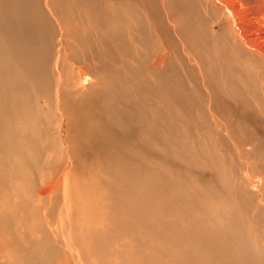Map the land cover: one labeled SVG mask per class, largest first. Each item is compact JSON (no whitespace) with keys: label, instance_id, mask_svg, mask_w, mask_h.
<instances>
[{"label":"bare ground","instance_id":"obj_1","mask_svg":"<svg viewBox=\"0 0 264 264\" xmlns=\"http://www.w3.org/2000/svg\"><path fill=\"white\" fill-rule=\"evenodd\" d=\"M237 171L264 190V0H0V264H85L74 230L107 264H264Z\"/></svg>","mask_w":264,"mask_h":264},{"label":"rangeland","instance_id":"obj_2","mask_svg":"<svg viewBox=\"0 0 264 264\" xmlns=\"http://www.w3.org/2000/svg\"><path fill=\"white\" fill-rule=\"evenodd\" d=\"M61 129H63V127L61 128ZM238 172V176H240L242 179H243V183H237V187L240 185H242L241 187H238V191H239V193H240V195L243 197V199H244V197H248L250 200H251V202L256 206V207H259V208H264V190L263 191H260V181H259V179H258V177H260V173L259 172H248V174H245L244 173V171H237ZM240 172V173H239ZM242 172V173H241ZM179 173V172H178ZM182 175H180V176H176V177H181ZM175 181H176V179H175ZM244 184H245V186H244ZM249 184H250V187H249ZM191 188H189V191H191V193H193V186H190ZM240 188V189H239ZM242 188V189H241ZM260 192L262 193V194H260ZM247 195H249V196H247ZM252 197H251V196ZM258 195H260V196H262V199L260 198V196H258ZM110 198H112V197H110ZM113 199H115V198H113ZM114 207H113V209H114V211L113 212H111V214H113L114 213V217L115 218H113V220H116L117 219V212H119L118 211V209H116L117 208V205H113ZM26 211H31V209H24V212L26 213ZM187 211V210H186ZM57 213V212H56ZM194 211H187V216H188V218H187V216H185L186 218L184 219V220H187L188 219V222L190 221V223L191 224H188V225H191V226H193V227H195V224H193V220H194ZM193 214V215H192ZM185 215H186V213H185ZM193 217H192V216ZM72 217H74V218H76L75 216H72ZM191 218V219H190ZM48 219L51 221V223L53 224V225H55L56 223H57V219L55 218V217H53V216H48ZM128 220H129V222H130V224L132 225V223H133V221L132 220H130L129 218H128ZM195 223V222H194ZM78 224H80V222H78ZM80 228L81 229H83L84 231H87L88 229H89V226L86 224V223H81L80 224ZM96 228H98L99 229V231L100 232H102V233H105L106 234V230L105 229H107V228H109V225L108 224H106V223H103V222H98V223H96V224H94V229H96ZM23 229H24V227H23ZM24 232H26L25 231V229H24ZM76 232V235L74 236V238H73V241L77 244V246H78V248H79V250H80V252H79V256H81V255H83V259H84V263L85 264H107L108 262V258H109V254H108V258H106V257H101L100 255H99V252H98V248H96L95 246H93L94 244H93V242L91 243L89 240H87L86 238H87V235L86 234H82L79 230H74V233ZM81 235H80V234ZM208 233H210V235H212V234H215V232L213 231V229L212 228H209V232ZM108 234H109V236H111V238H113V239H115V238H117V236H118V234H117V232H115V231H113L112 232V234H111V232L110 231H108ZM20 234H18V236H19ZM78 235V236H77ZM20 237V236H19ZM22 237L24 238V233H23V235H22ZM35 239H37L36 237H35ZM84 239V240H83ZM146 239L144 238V241H145ZM143 241V240H142ZM113 242V241H112ZM136 243V242H135ZM134 243V248H135V250L133 251V253H132V255H135V257L133 256L132 257V255H124V258H125V262L124 263H121V264H136V262L138 261H140L139 263L140 264H149V260L147 259V257H148V255L147 254H149L148 252H146V250L145 249H143L142 250V246H138V248H137V245ZM60 247H63V243H62V241H61V239H60V237H59V244H58ZM231 250H229V252H232L233 254H234V259L233 260H231L230 261V263L231 264H243L244 262L246 263V261H245V256H244V254H246V252H245V250H244V248H242L241 247V245L240 246H238L236 243H234V242H231ZM262 245H264L263 243H262ZM84 246H85V248H84ZM141 247V248H140ZM244 247L247 249V245H246V243H244ZM87 248V249H86ZM107 248H111V245L110 244H108L107 245ZM84 249V250H83ZM92 251H90V250ZM95 249V250H94ZM138 249H139V251H138ZM248 250V249H247ZM88 251H90V252H88ZM135 251H137V252H135ZM141 251V253H139ZM130 252V251H129ZM88 253V254H87ZM137 253V254H136ZM145 253V254H144ZM143 254V255H142ZM138 257H137V256ZM140 255V256H139ZM145 255V256H144ZM88 256L90 257V259L88 258ZM95 256V257H94ZM101 257V258H100ZM145 257V258H144ZM94 258H96L95 259V261H94ZM4 259V257H3V254H2V252H0V262L2 263V260ZM135 259V260H134ZM145 259H147V261H145ZM89 260V261H88ZM92 261V263H91V261ZM102 260V261H101ZM105 260V261H104ZM134 261H135V263H134ZM145 261V262H144ZM137 262V263H138ZM138 263V264H139ZM247 264V263H246Z\"/></svg>","mask_w":264,"mask_h":264}]
</instances>
